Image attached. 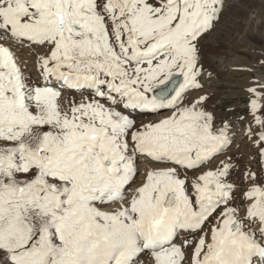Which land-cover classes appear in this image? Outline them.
Returning <instances> with one entry per match:
<instances>
[{
	"label": "snow or ice",
	"instance_id": "snow-or-ice-1",
	"mask_svg": "<svg viewBox=\"0 0 264 264\" xmlns=\"http://www.w3.org/2000/svg\"><path fill=\"white\" fill-rule=\"evenodd\" d=\"M244 6L0 0V264H264Z\"/></svg>",
	"mask_w": 264,
	"mask_h": 264
},
{
	"label": "rangeland",
	"instance_id": "rangeland-1",
	"mask_svg": "<svg viewBox=\"0 0 264 264\" xmlns=\"http://www.w3.org/2000/svg\"><path fill=\"white\" fill-rule=\"evenodd\" d=\"M249 2V0L245 1V6L237 11L235 27L240 34L247 32L250 38L258 40L259 33L264 32V6L258 4V1H251L250 3ZM247 5H252V7L249 8ZM249 15L252 16V19L249 18Z\"/></svg>",
	"mask_w": 264,
	"mask_h": 264
},
{
	"label": "bare ground",
	"instance_id": "bare-ground-1",
	"mask_svg": "<svg viewBox=\"0 0 264 264\" xmlns=\"http://www.w3.org/2000/svg\"><path fill=\"white\" fill-rule=\"evenodd\" d=\"M245 1H247V0H244V2H245ZM249 1H250V2H251V1H258V4H261V0H249ZM250 2H249V3H250ZM256 3H257V2H256ZM253 4H255V3H253ZM254 7H255V6H254ZM242 8H243V7H241L240 9H242ZM263 8H264V7H263ZM240 9H238V10H240ZM261 9H262V8H261ZM247 10H248V9H247ZM252 10H253V9H252ZM246 12H247V11H246ZM259 12H260V11H259ZM244 13H245V12H244ZM242 14H243V13H242ZM251 17H252V16L249 15V18H251ZM247 18H248V17H247ZM251 19H252V18H251ZM256 19H257V18H256ZM255 24H256V23H255ZM245 25H246V24H245ZM241 34H242V33H241ZM243 34H244V33H243ZM257 38H258V37H257Z\"/></svg>",
	"mask_w": 264,
	"mask_h": 264
}]
</instances>
